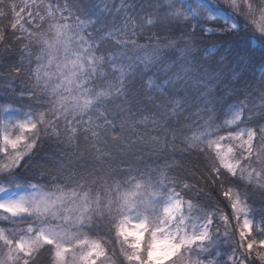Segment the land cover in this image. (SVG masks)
Segmentation results:
<instances>
[{
  "label": "snow or ice",
  "instance_id": "obj_1",
  "mask_svg": "<svg viewBox=\"0 0 264 264\" xmlns=\"http://www.w3.org/2000/svg\"><path fill=\"white\" fill-rule=\"evenodd\" d=\"M0 92V264H264V0H0Z\"/></svg>",
  "mask_w": 264,
  "mask_h": 264
},
{
  "label": "trees",
  "instance_id": "obj_2",
  "mask_svg": "<svg viewBox=\"0 0 264 264\" xmlns=\"http://www.w3.org/2000/svg\"><path fill=\"white\" fill-rule=\"evenodd\" d=\"M140 42H141V43H143L144 41H143V40H141ZM153 71H154V70H153ZM2 96H3V94H2V95H0V97H2Z\"/></svg>",
  "mask_w": 264,
  "mask_h": 264
},
{
  "label": "rangeland",
  "instance_id": "obj_3",
  "mask_svg": "<svg viewBox=\"0 0 264 264\" xmlns=\"http://www.w3.org/2000/svg\"><path fill=\"white\" fill-rule=\"evenodd\" d=\"M17 2H18V0H17ZM3 94V92H0V95H2ZM4 95V94H3Z\"/></svg>",
  "mask_w": 264,
  "mask_h": 264
}]
</instances>
